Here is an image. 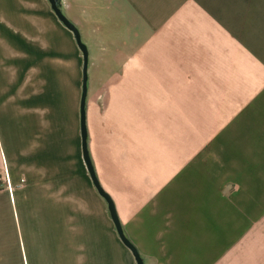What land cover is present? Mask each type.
Returning <instances> with one entry per match:
<instances>
[{
  "label": "crops",
  "instance_id": "0c3cea01",
  "mask_svg": "<svg viewBox=\"0 0 264 264\" xmlns=\"http://www.w3.org/2000/svg\"><path fill=\"white\" fill-rule=\"evenodd\" d=\"M62 11L144 264H264V0ZM83 67L49 0H0V264H137Z\"/></svg>",
  "mask_w": 264,
  "mask_h": 264
},
{
  "label": "water",
  "instance_id": "95a60500",
  "mask_svg": "<svg viewBox=\"0 0 264 264\" xmlns=\"http://www.w3.org/2000/svg\"><path fill=\"white\" fill-rule=\"evenodd\" d=\"M49 2L56 16L59 18V20L65 25V27H67L75 35L77 44L84 56L83 86H82V97H81V107H80L82 151H83L84 161L87 165V168L89 170L95 188L97 189L98 193L108 203L110 215L115 223L117 232L121 240L132 251L137 261V264H144L143 258L141 257L135 246L131 243V241L124 232V229L117 214L115 203L112 200L111 196L101 186L90 156L89 146H88V131H87V123H86V99L88 94V57H89L87 46L83 43L79 30L75 27V25L71 21L67 19V17L63 13L62 0H49Z\"/></svg>",
  "mask_w": 264,
  "mask_h": 264
},
{
  "label": "rangeland",
  "instance_id": "374dc122",
  "mask_svg": "<svg viewBox=\"0 0 264 264\" xmlns=\"http://www.w3.org/2000/svg\"><path fill=\"white\" fill-rule=\"evenodd\" d=\"M8 163H9L8 145L5 143L3 134H1L0 135V169L4 170L5 168H7Z\"/></svg>",
  "mask_w": 264,
  "mask_h": 264
},
{
  "label": "built area",
  "instance_id": "2783aa9c",
  "mask_svg": "<svg viewBox=\"0 0 264 264\" xmlns=\"http://www.w3.org/2000/svg\"><path fill=\"white\" fill-rule=\"evenodd\" d=\"M21 181H22V182H25V181H26V178H25L24 175L21 177Z\"/></svg>",
  "mask_w": 264,
  "mask_h": 264
}]
</instances>
